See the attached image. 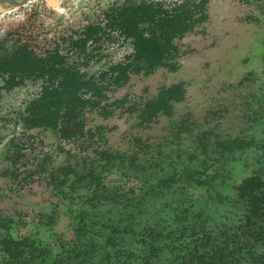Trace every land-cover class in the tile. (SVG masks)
I'll return each mask as SVG.
<instances>
[{
    "label": "rangeland",
    "instance_id": "1",
    "mask_svg": "<svg viewBox=\"0 0 264 264\" xmlns=\"http://www.w3.org/2000/svg\"><path fill=\"white\" fill-rule=\"evenodd\" d=\"M123 1L31 0L0 13V46L24 43L42 55L59 48L98 75L133 51L103 11ZM208 13L176 40V71L132 73L122 85L108 74L106 96L86 108L78 136L24 126L39 81L0 83V264H124L125 251L138 261L151 243L158 254L149 264H175L204 226L250 237L237 191L245 177L264 179V0H210ZM97 24L100 36L78 47ZM177 82L184 97L164 98L163 87ZM152 98L163 107L144 121ZM151 227L156 236L146 234ZM8 236L27 237L35 253L12 261L2 248Z\"/></svg>",
    "mask_w": 264,
    "mask_h": 264
},
{
    "label": "trees",
    "instance_id": "2",
    "mask_svg": "<svg viewBox=\"0 0 264 264\" xmlns=\"http://www.w3.org/2000/svg\"><path fill=\"white\" fill-rule=\"evenodd\" d=\"M207 1L184 0L170 9L162 3L148 2H144L142 6H127L119 16V25L127 36L132 37L134 51L129 55L128 62L111 66L113 81L121 82L131 71L150 72L158 65L167 64L166 60L174 55L173 51H177L173 39L205 18L202 11ZM200 12L202 14L198 16ZM0 68L10 74L13 83L19 82V79L15 80L16 76L34 77L42 81L41 94L30 101L26 108L24 120L29 127H59L64 137L81 130L78 123L74 124L73 129L68 127L80 115L82 107L91 102L83 98L82 94L86 91L96 94L99 86L92 78L84 79L83 74L69 64L65 56L54 51L40 57L27 48H19L11 55L0 57ZM176 92L175 88L169 89L170 96H175ZM157 107H163L161 100L157 103L150 101L147 109L145 108V118ZM263 186L264 179L257 173L245 177L238 185L237 199L245 208L241 229H247L250 235L246 241L232 239L228 231L216 232V228L204 226L201 234L191 235L183 242L175 264H264ZM156 233L151 227L146 234L156 236ZM179 235L186 237L184 232ZM4 244L12 257H19L26 243L10 237L5 238ZM157 248L151 243L138 261L131 260L133 252L125 251L127 259L121 261L124 264H149L151 254H158Z\"/></svg>",
    "mask_w": 264,
    "mask_h": 264
},
{
    "label": "flooded vegetation",
    "instance_id": "3",
    "mask_svg": "<svg viewBox=\"0 0 264 264\" xmlns=\"http://www.w3.org/2000/svg\"><path fill=\"white\" fill-rule=\"evenodd\" d=\"M31 0H0V13H5V12H11L12 10H14L15 8H18L22 5H25L27 4L28 2H30ZM44 2L46 3H50L52 5H56L55 7H57L59 5V3H63V1L65 0H43ZM184 0H178V1H175L172 5H165L164 1L163 0H124L122 3L120 4H116V5H109L110 7H106L103 11L105 13V16H106V22L107 23V26H109L110 29H113V30H119L121 32V34L125 37V38H130L131 39V42L133 44V39L132 37H129L127 36L123 29L121 28V26L119 25V21H120V18L119 16L122 15L123 11L125 10V8L129 5L133 6V7H136V6H142L144 2H148V3H162L165 7L167 8H171L173 5H175L176 3H180ZM210 0L207 1L206 5H205V8H203V13L206 15L205 18L203 20H200V21H197L195 23V25L188 31L184 32L182 35H179V36H176L174 39H173V43L177 46V51H173V56L169 57L167 61V64H163V65H158L156 68H154L152 71L150 72H144V71H140V72H134V71H131L129 72V76H127L126 78H124L121 82H114L113 81V77H112V74H111V71H110V68L112 65L114 64H117V63H125V62H128L130 60V57L129 55H131L134 51V44H133V51L129 54H127L124 59L120 60V61H117L115 63H111L106 69L102 70L99 72L98 75H94V74H89L88 71H86L85 69H83V67L80 66V64L78 63V61H74V60H70L66 54L62 53L59 48H54V49H51L47 54L45 55H42V54H38L37 52H35L31 47H29L27 44H24V43H21V44H16L14 45L13 47L11 48H6V47H1L0 46V57L2 56H6V55H11L13 54L16 49H19V48H27L28 50L32 51V53H34L35 55L37 56H40V57H45L47 55L50 54V52H54V51H58L59 54H62L63 56L66 57L67 61L69 64H72L74 65L77 69H78V72L83 74V78L84 79H90L92 78L93 80L96 81V83L98 84L99 86V89L97 90L96 94H93L92 91H86L82 94V97L83 98H86V99H89L91 102H88L87 104H85L83 107H82V111L80 113V115L77 116V118H74L73 119V124L71 126H69L68 128L69 129H73L74 127V124H79L80 125V128L81 130H79L76 134H72L71 136H68V137H64L61 135V130L59 127H52V126H46V125H42V126H34V127H50V128H53V129H56L59 133V135L63 138H72V137H75V136H78L80 134H82L84 132V120H83V114L86 110V108H95L96 106H98L100 104V99L104 96H106L105 94V89L107 88V86L109 85H105L103 83V79L109 74L110 77H111V80H110V85L111 84H114V85H122L123 83H125L129 77L131 76L132 73H145V74H150L152 73L154 70H156L158 67L160 66H165L167 68H169L170 70L172 71H176L178 69V66H179V63H178V57L180 55V47H179V44L177 43V39L179 38H182L185 34H187L188 32H191L195 29V27L206 21L209 17V13H208V3H209ZM200 14H202L201 12L198 13L197 15L199 16ZM102 26L101 25H88L87 28L85 29L84 31V36L83 37H80L76 43H78L80 46L78 47H85L87 41L91 38H95V37H98L100 36L101 34V30H102ZM80 51H84L83 49H81ZM176 52V53H175ZM19 79V82L17 83H13L11 82L10 80V74H8L7 72H4V70H2L0 68V83L5 85L6 87L8 88H12L14 86H17V85H20L22 84L26 79H34V80H37L40 82L41 84V89H40V92L37 96L35 97H32L28 102L27 104L25 105V108L24 110L21 112V118H22V121H23V124L26 128H34V127H29L25 120H24V117L26 116V108H27V105L30 103V101H32L34 98H37L40 94H41V91L43 89V85H42V81L41 79H36L34 77H23V78H19V76H16L15 77V80H18ZM171 88H175V90L177 91L176 92V95L175 96H170L169 94V89ZM163 90H164V98H166L167 100H176V99H180L182 97H184L185 95V87L183 85L182 82H177V83H174L170 86H164L163 87ZM82 91H85V90H82ZM159 97V96H158ZM150 101H154V102H160V100H153L152 99H148L145 103H144V107H143V110L141 112V115L143 114V120L144 121H151V116L155 113L157 114V111L160 112V110L162 109V107H157L156 110H154V112L152 114H147V118H145L146 116V110L145 108L147 109V106H148V103ZM6 238H10L9 236L6 237ZM14 238V237H13ZM16 239H19V240H22L25 244V249L24 251L21 253V255H19V257H16V256H11L10 255V252H8L6 249H5V244H4V240L2 241V248L3 250L6 252L7 256L9 257V259H11L12 261H15V262H23L24 259L28 258V253L30 252H34L35 253V248L36 247H32V243H29L27 241V237H19V238H16ZM67 255H68V252H67ZM66 255V256H67ZM65 256V257H66ZM62 260L64 259V256L61 258Z\"/></svg>",
    "mask_w": 264,
    "mask_h": 264
}]
</instances>
